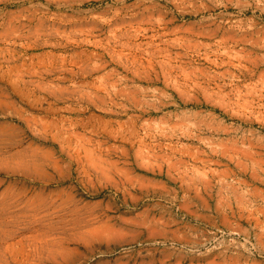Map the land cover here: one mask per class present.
Segmentation results:
<instances>
[{"label": "rangeland", "instance_id": "obj_1", "mask_svg": "<svg viewBox=\"0 0 264 264\" xmlns=\"http://www.w3.org/2000/svg\"><path fill=\"white\" fill-rule=\"evenodd\" d=\"M0 264H264V0H0Z\"/></svg>", "mask_w": 264, "mask_h": 264}]
</instances>
